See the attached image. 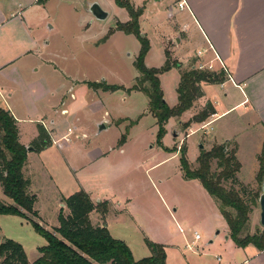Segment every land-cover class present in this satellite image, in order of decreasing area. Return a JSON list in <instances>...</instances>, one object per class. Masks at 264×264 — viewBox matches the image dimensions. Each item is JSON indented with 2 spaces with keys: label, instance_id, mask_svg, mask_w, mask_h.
Here are the masks:
<instances>
[{
  "label": "rangeland",
  "instance_id": "rangeland-1",
  "mask_svg": "<svg viewBox=\"0 0 264 264\" xmlns=\"http://www.w3.org/2000/svg\"><path fill=\"white\" fill-rule=\"evenodd\" d=\"M94 1L100 2L104 9L111 12L107 20H94V23H91L88 4ZM130 1L143 10L139 18L140 30L150 43L145 65L148 68L160 69L166 62L164 37L177 26L174 14L166 11V2L148 5L145 0ZM172 7L176 14L175 5ZM48 9L49 24L55 26V31L51 34L53 36L50 50L55 52V64L62 72L73 79L105 82L108 85L122 86L126 90L136 84L139 72L135 68V62L141 50L139 39L123 32L108 36L109 30L115 27V20L122 23L130 20L128 11L119 8L116 0H51ZM104 38L105 42L102 41ZM170 39H173V36ZM174 41L177 42L176 38ZM167 47L171 48L169 45ZM196 51L197 47L190 46L184 50V54ZM171 59L175 60L172 57ZM188 69L181 68V71ZM223 73L226 78L227 73ZM160 80L165 100L172 108L177 104L178 69L162 74ZM68 90L67 87L65 95ZM73 92H82V95L86 96L92 94L86 86L78 87ZM95 93L100 98L95 95L94 99L97 103H103L105 108L94 112L82 110L75 119L76 123L84 128L88 136L86 139L75 138L70 147L64 144L53 146L43 156L31 155L28 177L25 178L30 181V194L36 198L34 209L38 216L28 214L29 219H25L0 215V244L7 240L15 241L23 247L30 263L38 260L41 256L39 249L46 246L47 242L36 232L31 220L54 232L53 230L59 227L60 212L63 211L66 217L70 214L60 193L68 198L81 189V183L85 191L91 192L96 198V203L107 197L121 204L131 200V217L125 213L110 216V213L106 212V225L103 226L109 229L113 238L123 241L131 249L136 261L149 256L146 240H150L169 247L167 254L170 264H264V255H257L253 247L242 249L232 240L227 241L222 227L208 230L211 216L200 188L193 182L182 179L181 153L179 152L176 158L159 146L158 126L149 112L146 95L141 92L129 94L124 90ZM207 96L211 101H215L217 89L209 87ZM191 113L184 122L173 120L168 123L169 127H176L180 136L163 138L162 144L172 153L177 148L186 147L187 160L191 168L195 169L202 151L201 144L204 151H210L213 148L210 149V143H213L215 136L220 134L217 131H221L224 126L230 135L237 136L240 146L238 149L234 142L227 144L228 151L235 152L241 164L237 179L242 187L235 188L244 189V198L247 201L255 199L256 195H259L260 199L262 186L256 177L260 167L258 158L263 150L264 130L258 125L248 129L246 121L251 119V113H245L243 109L236 110L212 126L208 134L201 130L202 126L198 133H192L190 128L193 123L188 128L184 127L192 120ZM99 124L106 127L100 133ZM21 129L22 143L27 144L32 126L24 124ZM122 136H126V141L120 145ZM30 147L31 145L26 148ZM98 149L104 152L113 151L107 159L93 162L92 155ZM212 170L220 172L216 161L212 162ZM224 185L227 189L233 187L231 182ZM0 200L13 204L1 188ZM96 203L94 204L97 205ZM257 203L250 216V234H255L258 229L264 231L260 224L259 200ZM170 206H173L171 210ZM174 208L179 210L176 216H173ZM100 214L104 216L101 212ZM175 219H178L184 230L190 228L189 233L192 234L196 230L200 232L202 240L192 251L186 250ZM218 231L221 233L217 236ZM210 241L213 243L209 244Z\"/></svg>",
  "mask_w": 264,
  "mask_h": 264
},
{
  "label": "crops",
  "instance_id": "crops-1",
  "mask_svg": "<svg viewBox=\"0 0 264 264\" xmlns=\"http://www.w3.org/2000/svg\"><path fill=\"white\" fill-rule=\"evenodd\" d=\"M50 1L40 5L38 0H0V109L9 111L16 119L20 143L25 147L32 145L38 138L37 126H42L53 142L51 148L49 147L40 153L28 152V160L23 170L25 177H28L31 155L43 156L53 146L64 144L70 147L74 144L75 138L83 140L88 137L84 128L75 121L80 111L92 110L94 112L105 108L103 103H97L94 99L96 96L100 98L95 92L98 93L102 90H93L88 86V83H98V81L73 79L56 66V54L50 50L53 36L51 34L55 31V26L49 24L48 6ZM181 1L185 3L183 9L179 8ZM145 2L148 5L166 2L168 6L166 11L171 15L174 14L177 26L170 31L167 37H164L165 53L168 51L171 57L175 59L174 61H178L182 65V68L199 69L200 66H204L206 70L208 67H212V71L227 73L222 84H202L203 97L194 104L191 110L184 113L180 118H171L169 122L173 120H178L180 123L181 121L184 122L186 118H189L191 112V116L194 117L210 103L215 113L203 123H193L199 124V126L192 124V128H190L192 133H198V129L202 126L201 130L208 134L212 126L239 109H243L245 113L246 111L251 113L249 114L251 119L246 121L248 129L258 125L261 130H264V0H145ZM93 3H98L101 6L98 1L88 4V14L92 18L91 23L96 20L89 10ZM172 5L176 7V14ZM133 6L140 9V7ZM101 8L109 14V18L111 12L102 6ZM130 21L131 17L128 22ZM118 23L122 22L115 20V27L109 30L108 36L121 32L116 30ZM111 31H113L112 34H110ZM171 36L173 39H170ZM174 38L177 40L176 43H174ZM102 41L105 42V38ZM97 45L99 44L97 43ZM168 45L171 48L167 47ZM190 46L197 47V51L184 54V50ZM178 71L179 87L181 70L178 69ZM81 86L88 87L92 94H88L89 96L82 95V92L75 94L73 91ZM67 87L69 92L65 95L64 91ZM209 87L217 89L215 101H211L207 96ZM89 101L92 103L90 104ZM177 105L178 97L174 107ZM221 108L222 110H220ZM195 111L196 113H194ZM250 120L252 121L250 122ZM254 121H256L255 124ZM24 124H31L32 126L27 144L22 143L21 126ZM169 126L166 127L167 134L164 139L168 136L171 137V135L174 137L173 132H176V127L171 128ZM217 133L220 134L212 140L210 149L231 142L236 143L239 149L237 136L230 135L227 128L223 126L221 131H217ZM263 146L264 142L262 149ZM163 149L174 157L180 152V149L177 148L179 150L175 149V152L172 153L165 145ZM112 151L104 152L98 149L92 155V161H103ZM180 171L183 172L181 165ZM181 177L184 181L193 182L200 188L209 216H211L207 225V227L209 226L208 230L220 226L224 230L225 239L231 240L229 227L214 199L205 189L203 191V186L198 180H186L183 173ZM79 184L81 187L79 191H85L81 183ZM85 192L90 195L93 203H96V198L92 193ZM60 196L66 198L61 193ZM130 201H124L122 204L115 203L107 197L100 199L99 203L108 204L107 214L110 213V216L125 213L131 217L129 207L132 205ZM171 207L173 208V206H170V210ZM178 211V208H174L175 215L173 214V216H176ZM105 218V215L101 216L97 211H93L90 215L94 226L106 225ZM175 221L181 240L186 245V250L192 251L202 240L200 232L196 230L191 234L189 233L190 228L184 230L178 219ZM196 233L200 235L199 240L195 239ZM220 233L218 231L216 235L218 236ZM212 243L213 241L209 242V244ZM160 245L165 246L167 253L169 247L166 244ZM250 247L255 249L257 255H264L254 246H249L247 249ZM167 264H170L168 254Z\"/></svg>",
  "mask_w": 264,
  "mask_h": 264
},
{
  "label": "trees",
  "instance_id": "trees-1",
  "mask_svg": "<svg viewBox=\"0 0 264 264\" xmlns=\"http://www.w3.org/2000/svg\"><path fill=\"white\" fill-rule=\"evenodd\" d=\"M48 0H38V4L44 5ZM117 6L128 11L131 21L118 23L116 30L127 35L136 36L141 43V50L135 62V68L139 72L136 84L126 90L122 86L108 85L104 83H88L93 90L104 92H116L124 90L142 92L149 101V112L157 120L158 144L163 148L162 139L167 134L166 125L171 118H180L191 110L194 104L203 97L202 84H222L225 80L224 73H208L197 68L181 71V80L177 89L178 105L174 108L165 102L161 88L160 75L182 65L174 62L166 51L164 67L148 68L145 58L150 50L149 40L141 33L139 18L143 10L136 9L130 0H116ZM113 31L110 32L112 34ZM215 113L212 104L195 115L192 120L184 125L190 127L191 123H203ZM135 124V123H134ZM39 136L31 145L33 152L40 153L51 147L52 142L48 132L39 127ZM126 141L122 136L120 145ZM228 143L215 146L210 151H201L197 159L198 166L191 168L186 156V147L180 149L181 169L186 180H198L203 188L216 202L218 209L229 227V238L239 248L254 246L264 253V231L258 229L255 234L249 233L250 216L258 205L259 195L250 201L245 200L244 189L237 179V173L241 169L236 153L229 152ZM28 160V150L20 143L17 121L13 115L4 109H0V188L13 204H6L0 200V215H12L29 219V215L38 216L35 211L34 195L29 192L30 181L25 178L23 170ZM259 160L257 182L264 184V146ZM217 162L219 173L212 170V162ZM231 182L233 187L227 189L224 185ZM242 187V186H241ZM239 188V187H238ZM70 211L66 217L63 211L59 214V227L50 232L40 224L31 220L36 232L47 242L40 248V258L34 263L27 259L23 247L12 240L0 244L1 264H167L165 246L146 240L151 255L136 261L131 249L121 240L113 238L106 226H94L90 215L93 211L103 215L108 211V204L95 205L90 195L81 190L63 199Z\"/></svg>",
  "mask_w": 264,
  "mask_h": 264
},
{
  "label": "water",
  "instance_id": "water-1",
  "mask_svg": "<svg viewBox=\"0 0 264 264\" xmlns=\"http://www.w3.org/2000/svg\"><path fill=\"white\" fill-rule=\"evenodd\" d=\"M89 10H90L91 14L94 16V18L98 21H105L109 16V14L106 11H104L98 3H93L92 5H90ZM104 129H105L104 125L99 126L100 131H103ZM173 135H174V137H179L180 134L176 133L174 131ZM200 149L203 150L204 146L201 145ZM27 150H28V152H31L32 148L30 147ZM259 206H260V211H261V213H260V224L262 225V227H264V184L262 186V194H261L260 199H259Z\"/></svg>",
  "mask_w": 264,
  "mask_h": 264
},
{
  "label": "built area",
  "instance_id": "built-area-1",
  "mask_svg": "<svg viewBox=\"0 0 264 264\" xmlns=\"http://www.w3.org/2000/svg\"><path fill=\"white\" fill-rule=\"evenodd\" d=\"M184 6H185V3L183 2V1H181L180 3H179V8L180 9H183L184 8ZM200 55V54H199ZM199 70H206V68L204 67V66H200L199 67ZM208 70H212V67H208ZM181 232H182V230H180ZM195 239L196 240H199L200 239V235L199 234H195Z\"/></svg>",
  "mask_w": 264,
  "mask_h": 264
}]
</instances>
